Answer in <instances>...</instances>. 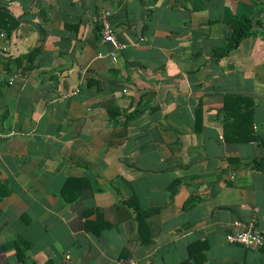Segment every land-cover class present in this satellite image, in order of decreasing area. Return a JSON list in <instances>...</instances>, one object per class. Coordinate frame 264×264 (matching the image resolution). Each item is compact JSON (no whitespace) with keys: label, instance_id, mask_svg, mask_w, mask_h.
I'll return each instance as SVG.
<instances>
[{"label":"crops","instance_id":"1","mask_svg":"<svg viewBox=\"0 0 264 264\" xmlns=\"http://www.w3.org/2000/svg\"><path fill=\"white\" fill-rule=\"evenodd\" d=\"M252 219L264 0H0V264H264L226 240Z\"/></svg>","mask_w":264,"mask_h":264},{"label":"built area","instance_id":"2","mask_svg":"<svg viewBox=\"0 0 264 264\" xmlns=\"http://www.w3.org/2000/svg\"><path fill=\"white\" fill-rule=\"evenodd\" d=\"M2 35H4V33H1V36ZM101 35L106 42H109L112 45L109 54L114 60H116L117 50L125 48L126 44L115 37V34L107 21H103ZM3 50H6V48L4 47ZM14 76L15 75L10 77V83H12ZM234 223L237 226V229L226 235V240L228 242L241 244L249 249H260L264 246V232L254 226L253 219L246 223L241 221H235ZM119 264H136V261L133 258H121Z\"/></svg>","mask_w":264,"mask_h":264},{"label":"trees","instance_id":"3","mask_svg":"<svg viewBox=\"0 0 264 264\" xmlns=\"http://www.w3.org/2000/svg\"><path fill=\"white\" fill-rule=\"evenodd\" d=\"M257 19H255V23L257 22ZM254 19L253 18H248L246 16H237L233 20L231 24L232 28V33L231 36L226 44V46L221 50L217 51L219 56L226 55L227 53L230 52V50L234 49L237 47L239 42L246 36H248L250 33L254 32ZM253 137V136H252ZM192 200L190 199L187 201V204H191ZM135 209L137 211V217L139 222H141V210L140 208L134 204ZM7 247L12 246L15 249L17 259L20 262L23 261V257L25 254V248L26 244H23L21 241L15 240L12 243H9V245H6Z\"/></svg>","mask_w":264,"mask_h":264}]
</instances>
